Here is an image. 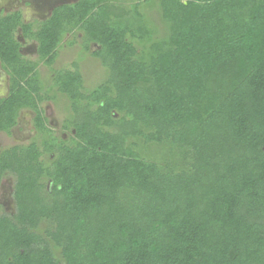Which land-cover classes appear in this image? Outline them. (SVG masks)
Returning <instances> with one entry per match:
<instances>
[{
  "label": "trees",
  "instance_id": "trees-1",
  "mask_svg": "<svg viewBox=\"0 0 264 264\" xmlns=\"http://www.w3.org/2000/svg\"><path fill=\"white\" fill-rule=\"evenodd\" d=\"M118 1L0 16V132L21 110L36 131L0 150V264H264V0H155L160 39L140 0ZM18 28L46 65L81 30L107 76L86 89L78 67L53 69L44 91ZM57 93L68 139L39 107Z\"/></svg>",
  "mask_w": 264,
  "mask_h": 264
},
{
  "label": "rangeland",
  "instance_id": "rangeland-1",
  "mask_svg": "<svg viewBox=\"0 0 264 264\" xmlns=\"http://www.w3.org/2000/svg\"><path fill=\"white\" fill-rule=\"evenodd\" d=\"M3 0H0V3ZM16 0H14L15 2ZM34 6L28 5L27 7H20L22 20L24 22L39 23L42 22L49 14V11L53 6L59 4L71 3L76 0H32ZM135 0H119V4L123 7H131L132 2ZM141 10L145 16L146 25L154 33L153 38L160 39L167 34L166 25L162 22L159 14V10L155 5V0H140ZM16 3V2H15ZM40 3V4H38ZM33 23V24H34ZM14 36L18 41L25 40V57L37 62V72L40 80L43 83V90L46 91L48 87L55 88L54 80L51 78L53 69L68 68L74 69V66L81 72L83 78V87L90 89L96 84L101 82L107 76V69L102 65L99 58L94 57L91 53L99 48L95 44H91L89 50H85L83 32L78 29H74L72 33L66 34L63 37L62 42L57 48V55L51 63L46 65L39 61L36 52V42L29 38H24L18 28L14 33ZM2 93L7 92L6 84ZM55 101L53 99H47L43 101L39 107L42 111V115L45 118L46 126L53 132L54 135L61 137L62 139H68L71 135L69 131L62 129L61 124L63 120L67 118L68 105L66 99L60 94H56ZM20 116V124L15 126L13 133L6 134L0 132V147H6L12 144H26L31 141L34 134L29 133L32 112L25 113ZM25 114V115H24ZM1 147V148H2ZM12 184L13 178L10 175H6L2 179V187L0 190V214L10 213L14 211V203L12 199Z\"/></svg>",
  "mask_w": 264,
  "mask_h": 264
},
{
  "label": "flooded vegetation",
  "instance_id": "flooded-vegetation-1",
  "mask_svg": "<svg viewBox=\"0 0 264 264\" xmlns=\"http://www.w3.org/2000/svg\"><path fill=\"white\" fill-rule=\"evenodd\" d=\"M41 1H45V0H41ZM16 2V3H15ZM14 2V0H3L1 3H0V16L1 15H5V14H8V13H11V12H15V11H20L19 9H20V7H27L28 5H31V6H34V3H33V1L32 0H16ZM73 2H75V1H73ZM72 3V2H71ZM38 4H40V3H38ZM59 5H61V4H59ZM56 6H58V5H56ZM56 6H53L52 8H51V10L49 11V14H48V16L51 14V11H52V9L54 8V7H56ZM21 12V11H20ZM47 16V17H48ZM46 17V18H47ZM45 18V19H46ZM32 21V20H31ZM30 21V22H31ZM34 23V22H33ZM26 39V38H25ZM35 42V41H34ZM19 43H20V49H19V51H20V53L23 55V56H25V51H23V47H25V45H26V43H25V40L24 39H22V41H19ZM5 84H6V87H7V92H5V93H2L1 92V90H0V99L1 98H3V97H5L6 95H7V93H8V89H9V75H8V73L5 71V69L2 67V65H1V62H0V88L1 89H3L4 88V86H5ZM45 101V100H44ZM43 102V101H42ZM41 102V103H42ZM40 103V104H41ZM25 112L26 114L27 113H30V112H32V111H30V110H21L20 112H19V114H18V116H17V118H16V123L11 127V129H10V133H13V130L12 129H14L15 128V126H18L19 124H20V116H22L23 115V113L22 112ZM25 115V114H24ZM31 116V123H30V131H29V133H32V134H34V137L36 136V131H35V129H34V127H33V125H32V119H33V116H34V113L32 112V115H30ZM3 133H5V132H3ZM9 133V134H10ZM7 134V133H6ZM33 137V138H34ZM14 145H18V144H12V145H9V147H11V146H14ZM2 147V146H1ZM0 147V150L2 149V148H4V147H2L1 148ZM7 147V146H6ZM1 187H2V181H1V184H0V190H1Z\"/></svg>",
  "mask_w": 264,
  "mask_h": 264
}]
</instances>
